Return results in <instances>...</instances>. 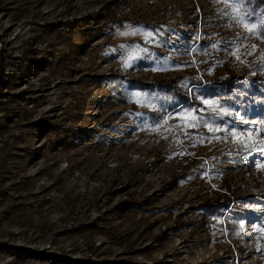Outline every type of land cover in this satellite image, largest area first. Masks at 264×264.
<instances>
[{
    "label": "rangeland",
    "instance_id": "374dc122",
    "mask_svg": "<svg viewBox=\"0 0 264 264\" xmlns=\"http://www.w3.org/2000/svg\"><path fill=\"white\" fill-rule=\"evenodd\" d=\"M248 36L223 0H0V264H264Z\"/></svg>",
    "mask_w": 264,
    "mask_h": 264
},
{
    "label": "snow or ice",
    "instance_id": "6c2138e0",
    "mask_svg": "<svg viewBox=\"0 0 264 264\" xmlns=\"http://www.w3.org/2000/svg\"><path fill=\"white\" fill-rule=\"evenodd\" d=\"M223 2L231 8V19L238 25L242 26L245 31L249 34L248 37H245L246 39L251 36H256L258 39H264V13L261 14L259 18H257V14L255 12V9L248 10L245 7L246 0H223ZM248 3L251 2V0H247ZM227 12V9H225ZM147 38L149 41L152 40L153 33L148 32L146 33ZM211 47L216 48V44L211 45ZM256 45L253 44L250 49L246 48L243 52H241V47L237 46L234 50L231 48L226 49L228 51V54L232 55L237 61L243 63L242 55H253L256 51ZM136 56H129V60L137 59ZM260 60L264 61V53H261ZM129 64L126 62L125 67H128ZM155 70V69H154ZM252 75H255L256 73H251ZM199 99V97H197ZM231 98V97H230ZM153 99H159V97H155ZM169 99V98H166ZM150 106L155 109V104H151ZM201 103L203 104V108L200 109H192L183 114L181 117L185 120V126L186 127H198L202 126L208 129L209 132L215 133L224 131L225 129H222L220 127H216L213 124L207 122L204 120L203 117H198V112H204L209 111L210 113H223L224 116H233V113L228 111L227 109L223 107H218V100L216 99H201ZM235 118L237 120H242L243 117H241L239 112L235 113ZM252 123H255V121H252ZM253 132H264V128H258L253 129L252 131H249L247 133L246 139H252ZM231 136L236 138V140L242 144H244L243 141L240 140V136L243 135V133H237L236 131L232 130L230 132ZM216 140H219L220 137H215ZM211 142V140H209ZM201 143H203V138L201 139ZM245 147H247V144H244ZM260 151H264V149H260ZM261 169H264V165H258Z\"/></svg>",
    "mask_w": 264,
    "mask_h": 264
},
{
    "label": "trees",
    "instance_id": "16d2710c",
    "mask_svg": "<svg viewBox=\"0 0 264 264\" xmlns=\"http://www.w3.org/2000/svg\"><path fill=\"white\" fill-rule=\"evenodd\" d=\"M250 9H255V12L257 14V18L261 16L262 13H264V3L257 2V1H251L250 2Z\"/></svg>",
    "mask_w": 264,
    "mask_h": 264
}]
</instances>
